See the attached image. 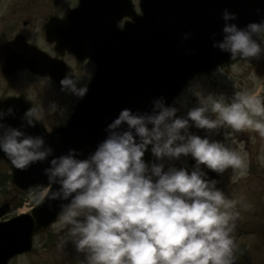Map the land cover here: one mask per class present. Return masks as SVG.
<instances>
[{
  "label": "clouds",
  "instance_id": "1",
  "mask_svg": "<svg viewBox=\"0 0 264 264\" xmlns=\"http://www.w3.org/2000/svg\"><path fill=\"white\" fill-rule=\"evenodd\" d=\"M257 14H264V8ZM222 20V39L212 34L214 48L233 60L264 52V19L241 28L234 23L238 14L226 8ZM190 38L191 32L184 33V40ZM60 85L62 92L77 99L89 91L70 74ZM198 97L199 106L186 116H178L179 109L167 105L163 96L152 100L150 111L122 109L107 124L106 138L86 158L75 148L56 156L45 136L27 133L41 119L42 109L26 110L19 127L5 122L15 116L13 107L0 109V151L19 170L49 164L43 172L51 187L35 202H66L61 221L68 226L67 239L85 254L86 264H234L237 241L232 234L238 213L231 210L236 202L201 166L222 174L229 168L246 171L247 165L237 150L189 129L227 125L236 132L251 129L264 138V99L247 92H236L230 103L223 95ZM149 149L159 162L144 159ZM182 156L195 160L191 171L166 169L164 161Z\"/></svg>",
  "mask_w": 264,
  "mask_h": 264
},
{
  "label": "water",
  "instance_id": "2",
  "mask_svg": "<svg viewBox=\"0 0 264 264\" xmlns=\"http://www.w3.org/2000/svg\"><path fill=\"white\" fill-rule=\"evenodd\" d=\"M82 4L81 9L62 21L65 47L73 54L75 37L71 28L77 22L75 16L85 8ZM141 6L140 18L122 33L113 30L108 59L101 62L95 80L68 124L52 133L38 124L26 129L31 135L45 136L56 156L75 148L82 153L81 158H86L106 138L107 124L122 109L150 111L152 100L160 96L170 105L194 76L229 64L233 60L230 54L213 47V33L216 39H222L224 9L238 14L234 23L241 28L264 19V14H257L258 8H264V0H143ZM186 32H191L188 40L183 39ZM9 107L16 114L5 122L19 127L29 107L18 100H0V109ZM144 159L147 161L146 153ZM0 160L11 165L13 183L19 190L50 186L43 172L49 166L47 162H38L23 171L16 169L2 151ZM63 203L66 202L45 200L31 213L0 222V264L31 251L34 236L46 232L57 221ZM9 208V204L0 207V218Z\"/></svg>",
  "mask_w": 264,
  "mask_h": 264
},
{
  "label": "rangeland",
  "instance_id": "3",
  "mask_svg": "<svg viewBox=\"0 0 264 264\" xmlns=\"http://www.w3.org/2000/svg\"><path fill=\"white\" fill-rule=\"evenodd\" d=\"M10 2V0H0V9L7 8L6 4ZM262 48H264V44H262ZM236 92L258 93L264 99V52L259 57L249 58L248 60L238 58L229 67L198 76L191 83L189 89L184 91L177 99L174 106L179 109L178 116H186L189 110L199 106L198 95H223L230 103ZM61 104L55 103L59 106ZM69 105L70 103L66 102L60 108L66 109L68 113L72 109V105L71 107ZM212 118L215 117L212 116ZM221 128H224L225 133L231 131V135L236 136L232 139L227 138L230 148L235 149L237 147L238 152H246V155H250L251 150L254 156L260 154L258 155V158H260L258 162L261 165L250 166V168L264 167V138L258 132L251 129L236 132L227 125ZM221 128L207 130L192 126V134L197 133L201 137L215 140L220 136L217 133ZM229 135L226 133V136ZM221 142H223L222 139ZM246 148L248 150L245 151ZM244 153L239 154L243 156ZM191 160H194L191 156H182L179 160H166L164 163L166 169L174 166L187 168L191 171L194 167L190 164ZM201 167L207 169L203 165ZM259 171L257 169V172L253 171L251 173L247 165L246 171L242 172L237 169L230 172L229 168L223 174H220L223 181L221 188H224L225 184V196L236 202L235 207L231 210L238 213L234 232L242 234L241 242L247 247L243 259H234V264H263L259 257H256L258 253L264 254L262 247L264 242L258 245L259 239L262 237V231L264 232V176H259ZM9 172V166L0 161V184H3L0 186V205L5 201L11 203L10 211L2 219H10L21 212L27 211L28 208L34 206L35 201L45 190L37 189L27 195L19 194L8 182V179L3 176ZM260 218L263 222H260ZM257 223H259L258 227L256 226ZM67 228L68 226L62 223L60 216L59 220L46 233L34 238V247L31 252L14 258L10 264H86L85 254L78 252L75 245L67 239ZM62 240L67 242L61 246Z\"/></svg>",
  "mask_w": 264,
  "mask_h": 264
},
{
  "label": "flooded vegetation",
  "instance_id": "4",
  "mask_svg": "<svg viewBox=\"0 0 264 264\" xmlns=\"http://www.w3.org/2000/svg\"><path fill=\"white\" fill-rule=\"evenodd\" d=\"M9 1V0H6ZM7 3V8L0 9V98L16 97L25 100L30 107L36 106L42 109L41 119L37 122L42 124L49 132L65 125L67 118L70 116L71 111L67 113L66 109H61L60 106L64 103H70L69 107L74 108L81 100L77 99L74 95L61 91L60 80L66 74L74 75L80 79V85L88 84L98 69V60L92 57H86L79 60L77 57L69 53L67 50L62 49L61 43L63 42L62 33L64 26L62 20L74 9L80 6L81 0H10ZM89 3L86 10L92 8L97 11L96 14H82L79 13L75 16V20L81 22L82 17L88 19H104L105 12L109 9V3L113 0H87ZM122 4L116 6L118 13V28H124L127 22L133 20L132 17L126 16L122 13L133 12L134 15L140 14V1L130 0V6L127 5L126 0H118ZM14 45L9 46L11 43ZM35 50H39L48 56L46 72H38L28 68H18L12 65L8 66L7 71L4 70L6 65V57L11 58L12 53H21L27 55L29 58L33 57L30 46ZM103 48L104 43H98L97 40L83 42L82 48L85 51L93 49L95 54L98 47ZM7 47V49H6ZM78 48V47H77ZM29 53V54H28ZM55 103H62L60 106L55 105L54 110H50V106ZM73 108V109H74ZM67 114V116H66ZM66 116V118H65ZM65 118V119H64ZM189 131L192 132V127ZM225 133V132H222ZM195 135H199L194 133ZM223 143L228 147L227 137L221 136ZM237 150V147H235ZM248 148L245 149V151ZM149 162H159L155 160L150 149ZM239 153H244L239 151ZM253 155L252 150L250 155L243 154L246 164L248 165L249 172H257L259 169V176H264V170L258 167L254 169L250 166H260L258 162L260 158ZM264 155V154H263ZM249 156V157H248ZM190 164L195 166V161L191 160ZM202 168V167H201ZM264 169V167H261ZM205 172L212 170L202 168ZM235 170L230 168V172ZM216 173V172H215ZM218 174V173H217ZM223 174V173H222ZM221 175L218 174L217 187L225 193L224 188H221L222 180ZM260 222H263L260 219ZM259 226V223L256 225ZM233 233L232 235H234ZM259 239V244L264 242V232ZM242 238V237H241ZM237 241L238 238H237ZM264 249V243L262 245ZM245 251V250H243ZM260 261L264 264V254L258 253Z\"/></svg>",
  "mask_w": 264,
  "mask_h": 264
}]
</instances>
